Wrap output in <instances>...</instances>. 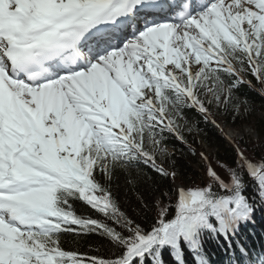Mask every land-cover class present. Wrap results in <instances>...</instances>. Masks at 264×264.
I'll return each instance as SVG.
<instances>
[{
  "label": "snow or ice",
  "instance_id": "obj_1",
  "mask_svg": "<svg viewBox=\"0 0 264 264\" xmlns=\"http://www.w3.org/2000/svg\"><path fill=\"white\" fill-rule=\"evenodd\" d=\"M256 84L264 0H0V264H264V155L184 186L168 150Z\"/></svg>",
  "mask_w": 264,
  "mask_h": 264
},
{
  "label": "trees",
  "instance_id": "obj_2",
  "mask_svg": "<svg viewBox=\"0 0 264 264\" xmlns=\"http://www.w3.org/2000/svg\"><path fill=\"white\" fill-rule=\"evenodd\" d=\"M261 86L256 84L254 89H245L247 99L250 102L251 110L250 114L247 115L244 119H237L233 121L231 117L226 116H216L214 119L216 120L217 125H222L220 123V119H224L226 123H230L232 125H242L252 123L258 132L259 136L256 140L243 138L240 140H232L239 143L241 140L246 141V144H240L241 148H246V154L249 158L258 159L259 156L264 155V121L262 119H257V117L264 113V95H261ZM244 97H242L243 99ZM193 119H196L194 113H190ZM199 128L201 131L199 134H191L189 135V142L192 147L195 149L197 155L193 156L188 152L187 146L180 145L176 143L175 146L169 145V152L174 153L173 161L174 167L169 168V171H176L177 176L175 183L178 185L191 186L193 181L196 183H200V177L204 175V161L199 156V153L203 152L209 159L212 161L213 166H216L218 163L227 164L228 166H234L233 161L236 159L235 155V147L236 144L231 142H226L225 139L219 136L217 131V127L211 123H203L202 121L199 123ZM201 143L206 144L210 149H217L216 153H207L201 146ZM202 161L199 163V161ZM198 165V170L195 169V166ZM168 167V165H165ZM220 171V169H217ZM221 175L224 176V172L221 171ZM226 178V176H225ZM114 187L119 188L118 195L124 201L126 205H131V209H126L129 211L135 210L139 212V209L135 206V193H129L127 188L125 187V178L123 176H118L114 181ZM81 210H83L86 206H79ZM89 214L90 210H89ZM155 215V210L151 213ZM256 225V226H254ZM253 226H249L247 232L252 236V242L259 245L260 243H264V214L257 213L256 222ZM99 243L95 238L89 240L88 243H81L80 250L81 251H89V249H94V247ZM92 254V253H90ZM103 255L104 253H99Z\"/></svg>",
  "mask_w": 264,
  "mask_h": 264
},
{
  "label": "rangeland",
  "instance_id": "obj_3",
  "mask_svg": "<svg viewBox=\"0 0 264 264\" xmlns=\"http://www.w3.org/2000/svg\"><path fill=\"white\" fill-rule=\"evenodd\" d=\"M257 119H262L264 121V113L260 114ZM220 123H222V127L220 126L217 131L220 133V137L225 139L226 142L234 140H240L243 138L256 140L259 136L256 131L254 125L252 123L242 124V125H232L230 123H226L224 119H220ZM202 148L207 153H216L217 149H210L206 144L201 143ZM202 161L200 160L199 163ZM195 169L198 170V165L195 166Z\"/></svg>",
  "mask_w": 264,
  "mask_h": 264
}]
</instances>
